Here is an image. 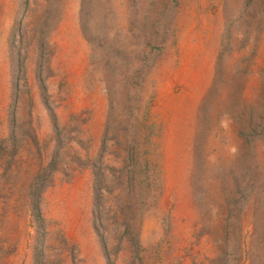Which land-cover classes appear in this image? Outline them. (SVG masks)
Wrapping results in <instances>:
<instances>
[{"label":"rangeland","instance_id":"374dc122","mask_svg":"<svg viewBox=\"0 0 264 264\" xmlns=\"http://www.w3.org/2000/svg\"><path fill=\"white\" fill-rule=\"evenodd\" d=\"M0 264H264V0H0Z\"/></svg>","mask_w":264,"mask_h":264}]
</instances>
